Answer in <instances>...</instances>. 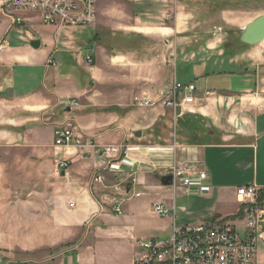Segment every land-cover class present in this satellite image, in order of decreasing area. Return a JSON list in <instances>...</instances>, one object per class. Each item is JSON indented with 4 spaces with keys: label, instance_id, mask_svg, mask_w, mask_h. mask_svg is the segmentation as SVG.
<instances>
[{
    "label": "crops",
    "instance_id": "obj_1",
    "mask_svg": "<svg viewBox=\"0 0 264 264\" xmlns=\"http://www.w3.org/2000/svg\"><path fill=\"white\" fill-rule=\"evenodd\" d=\"M234 1L264 0H97L89 28L45 26L35 13L17 25L0 6V39L10 40L0 51V173L21 172L32 159L40 178L42 163L60 169L63 203L79 210L56 225L80 226L98 203L115 205L109 199L123 180H130L127 192L158 189L170 167L194 162L208 175L202 192L174 189V200L156 202L174 213L166 229L177 224L176 200L182 197L198 208L197 224L230 220L243 231L237 191L264 187V42L250 46L240 37L264 15V6L227 7ZM33 41L40 42L38 49ZM159 46L163 52L156 55ZM176 63L187 74L174 75ZM135 67L146 73L120 75ZM110 70L117 78L106 76ZM174 82L195 86L194 101L179 106L180 115L162 100L151 108L134 104L141 85L159 100L173 97ZM187 95L179 92L178 100ZM70 99L78 106H66ZM66 122L93 143L86 159L77 148L55 144L54 131ZM106 147L116 148L113 155ZM125 150L132 161L122 162ZM64 162L67 168L60 166ZM99 174L102 183L94 181ZM34 236L41 241L40 232ZM16 237L0 264H36L26 259L36 239L29 244L22 231ZM73 250L78 248L67 252ZM85 261L80 253V264H90ZM257 262L264 264V256L258 253Z\"/></svg>",
    "mask_w": 264,
    "mask_h": 264
},
{
    "label": "rangeland",
    "instance_id": "obj_2",
    "mask_svg": "<svg viewBox=\"0 0 264 264\" xmlns=\"http://www.w3.org/2000/svg\"><path fill=\"white\" fill-rule=\"evenodd\" d=\"M245 4L242 6V3L234 1L227 7H244L256 11L260 6H264V1L261 4L255 1ZM224 6L226 7L221 5L222 8ZM1 15L0 11V19ZM2 40L0 39V42ZM162 52L163 48L159 46L156 55H161ZM157 66L159 62H155V67ZM148 69L151 70L150 67ZM156 69L155 72L158 71ZM134 70L136 75L146 73V68L143 71L139 70V67L119 73L126 76ZM172 70L174 75L177 70L179 74L184 75L188 72L179 63H176ZM108 73L106 76L110 75V79L117 78L118 73L111 70ZM145 90V85H141L133 95L140 96ZM30 156L27 155V158ZM38 164L32 159L27 161L25 171L22 169L20 172L19 169L12 168L9 173H0V257L7 252L16 236H20L21 231L23 234L25 232L24 238L29 244H34L36 239L37 247L33 252L26 254V259L36 264H80V253L86 258L85 262L90 264H132L141 252L136 244L137 240H165L170 236L171 230L166 228L174 213L171 212L167 218H160L152 212V208L158 201L174 200V181L171 187H164L160 182L162 187L158 189L145 190L138 187L127 192L130 183L127 178L121 182L119 191L109 199L122 203L121 213H114V204L106 200L102 205L98 203L96 212H93L84 224L62 226L56 225L57 221L78 211L79 208L77 205H68V208L63 203L60 169L58 172L52 171L55 167L42 163L40 178V174L36 173ZM98 176L94 179L96 183H99L96 181ZM163 176H167L166 173H163ZM176 204L177 225L199 223L198 208L187 198L178 197ZM6 206L10 209H6ZM3 224H6V232ZM35 230L41 233V241L40 237L35 238ZM75 248L78 250L67 252ZM258 253L264 256L262 241L258 243Z\"/></svg>",
    "mask_w": 264,
    "mask_h": 264
},
{
    "label": "built area",
    "instance_id": "obj_3",
    "mask_svg": "<svg viewBox=\"0 0 264 264\" xmlns=\"http://www.w3.org/2000/svg\"><path fill=\"white\" fill-rule=\"evenodd\" d=\"M97 0H1L3 12L13 18L17 25H23L26 13H35L41 17L42 24L57 28H89L96 21ZM10 45L8 38L0 42V51ZM88 65H93V58L87 57ZM195 90L194 85L185 86L174 82L173 97L170 99L154 100L147 93L134 98V104L140 108L154 107L162 100L163 104L177 109L184 103H191L194 99L190 93ZM186 91L188 95L178 100V93ZM66 106L74 108L78 103L74 99L66 101ZM55 144L58 147H74L87 158L85 149L94 148L93 143L86 140L84 134L73 123L66 122L54 131ZM176 146L174 147V149ZM171 149L172 153L173 150ZM105 153L113 155L115 147L104 148ZM129 150H125L122 162L132 161ZM63 168L68 163H61ZM194 162H182L168 169L166 175L173 177V188H183L190 193L200 194L207 173L199 170ZM97 182L103 181L98 176ZM242 200L243 231L227 220H214L202 224H186L173 226L170 236L165 240L141 239L136 244L140 249L139 257L132 264H257L258 243L264 242V187H241L237 191ZM263 199L262 201H260ZM114 213L122 212V203H115ZM152 212L167 218L172 209L164 203H156Z\"/></svg>",
    "mask_w": 264,
    "mask_h": 264
},
{
    "label": "water",
    "instance_id": "obj_4",
    "mask_svg": "<svg viewBox=\"0 0 264 264\" xmlns=\"http://www.w3.org/2000/svg\"><path fill=\"white\" fill-rule=\"evenodd\" d=\"M240 41L246 45L254 46L258 45L262 42H264V15L256 19L255 21L249 23L241 37ZM31 46L35 49H38L40 47L39 41H33ZM177 115H180L181 108L178 107L176 109ZM136 137H141V133H136ZM161 184L164 187H171L173 185V177L171 175L169 176H163L160 179Z\"/></svg>",
    "mask_w": 264,
    "mask_h": 264
},
{
    "label": "trees",
    "instance_id": "obj_5",
    "mask_svg": "<svg viewBox=\"0 0 264 264\" xmlns=\"http://www.w3.org/2000/svg\"><path fill=\"white\" fill-rule=\"evenodd\" d=\"M242 216V214L240 213V215H239V218Z\"/></svg>",
    "mask_w": 264,
    "mask_h": 264
}]
</instances>
